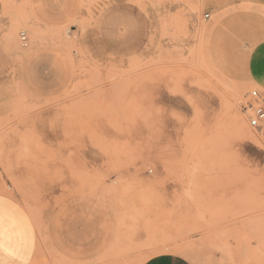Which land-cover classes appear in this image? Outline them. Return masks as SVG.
<instances>
[{
	"label": "rangeland",
	"instance_id": "1",
	"mask_svg": "<svg viewBox=\"0 0 264 264\" xmlns=\"http://www.w3.org/2000/svg\"><path fill=\"white\" fill-rule=\"evenodd\" d=\"M17 10L0 13V195L34 224L28 264H264V125L242 108L264 93V0H83L53 30ZM48 43L73 77L40 98L19 69Z\"/></svg>",
	"mask_w": 264,
	"mask_h": 264
},
{
	"label": "crops",
	"instance_id": "2",
	"mask_svg": "<svg viewBox=\"0 0 264 264\" xmlns=\"http://www.w3.org/2000/svg\"><path fill=\"white\" fill-rule=\"evenodd\" d=\"M4 4L9 8L6 17L21 23L20 10H24L32 23L45 30L63 28L80 15L83 0H0V13ZM14 9V10H13ZM23 24V23H22ZM25 32V31H23ZM34 41V37L30 38ZM254 80L264 87V41L257 48ZM24 88L40 98L61 94L73 77L70 56L60 47L36 44L23 56L19 69ZM34 224L22 203L11 195H0V264H28L37 246ZM142 264H195L190 258L176 252L153 255ZM230 264V263H229Z\"/></svg>",
	"mask_w": 264,
	"mask_h": 264
},
{
	"label": "built area",
	"instance_id": "3",
	"mask_svg": "<svg viewBox=\"0 0 264 264\" xmlns=\"http://www.w3.org/2000/svg\"><path fill=\"white\" fill-rule=\"evenodd\" d=\"M210 14L207 13L206 17ZM21 41L24 46L29 45V37L26 32L21 33ZM242 108L247 115L248 124L255 129H260L264 125V93L260 90H253L249 99L242 104Z\"/></svg>",
	"mask_w": 264,
	"mask_h": 264
},
{
	"label": "bare ground",
	"instance_id": "4",
	"mask_svg": "<svg viewBox=\"0 0 264 264\" xmlns=\"http://www.w3.org/2000/svg\"><path fill=\"white\" fill-rule=\"evenodd\" d=\"M204 4H205V3H203V1H202V2H200L199 4H197L196 6H203ZM192 6H193V8L196 7L195 4H193ZM51 34H52V33H51ZM58 39H60V38H58ZM49 40H50V39H49ZM50 41H51V40H50ZM52 41H53V40H52ZM236 100H237V99H236ZM236 102H237V101H236ZM234 103H235V102H234ZM235 104H236V103H235ZM242 125H243V124H242ZM244 127H245V126H244Z\"/></svg>",
	"mask_w": 264,
	"mask_h": 264
}]
</instances>
